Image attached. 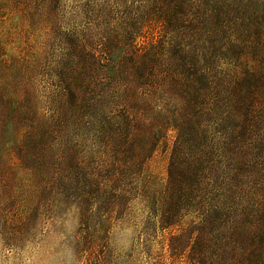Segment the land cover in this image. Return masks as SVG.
Instances as JSON below:
<instances>
[{
	"label": "rangeland",
	"instance_id": "1",
	"mask_svg": "<svg viewBox=\"0 0 264 264\" xmlns=\"http://www.w3.org/2000/svg\"><path fill=\"white\" fill-rule=\"evenodd\" d=\"M261 221L264 0H0V264H226Z\"/></svg>",
	"mask_w": 264,
	"mask_h": 264
},
{
	"label": "trees",
	"instance_id": "2",
	"mask_svg": "<svg viewBox=\"0 0 264 264\" xmlns=\"http://www.w3.org/2000/svg\"><path fill=\"white\" fill-rule=\"evenodd\" d=\"M134 164H136V162ZM247 228L259 232L257 235H250L247 244H244L241 240H232L230 248L233 252H225L224 250L219 249L218 256H212L210 261L216 258H221L226 264H234L237 258L240 257L251 264H259L260 259L264 257L263 254H261V251H264V221H261L259 224H251V226ZM237 246L241 250L240 254H238V251L236 250ZM189 264H200V262L198 260L197 262L192 260Z\"/></svg>",
	"mask_w": 264,
	"mask_h": 264
}]
</instances>
